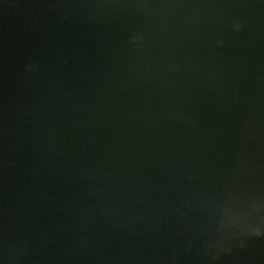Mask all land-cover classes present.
Listing matches in <instances>:
<instances>
[{
	"label": "water",
	"instance_id": "1",
	"mask_svg": "<svg viewBox=\"0 0 264 264\" xmlns=\"http://www.w3.org/2000/svg\"><path fill=\"white\" fill-rule=\"evenodd\" d=\"M0 264H264V0H0Z\"/></svg>",
	"mask_w": 264,
	"mask_h": 264
}]
</instances>
